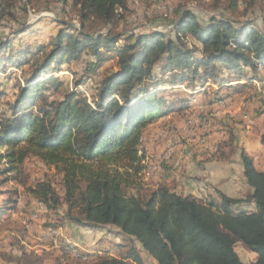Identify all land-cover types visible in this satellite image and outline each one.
Segmentation results:
<instances>
[{
	"label": "trees",
	"instance_id": "16d2710c",
	"mask_svg": "<svg viewBox=\"0 0 264 264\" xmlns=\"http://www.w3.org/2000/svg\"><path fill=\"white\" fill-rule=\"evenodd\" d=\"M61 1H71L80 27L59 31L48 50L46 45L35 53L21 50L40 58L31 60L29 77L9 103L10 113L0 118V164L4 165L0 173L17 172L28 156L37 157L61 173L64 193L60 196L43 179L27 188L31 197L48 210L64 203V216L74 224L113 225L129 241L121 257L74 264H143L139 248L157 264H264V171L257 170L244 151L239 155L251 189L244 198L220 193V202H203L164 184L146 195L129 191L142 171L141 129L166 103L153 93L161 84L154 83L155 67L164 63L159 68L166 77L163 82L173 85L211 80L222 86L229 82L227 74L241 80L243 68H264V30L225 16L201 23L192 11L182 10L173 36L160 31H101L117 23L128 9L127 0ZM237 1L230 0L228 7L235 9ZM15 2L0 0V17ZM87 23L101 27L86 28ZM3 47L9 44L0 41V52ZM83 53L93 58L89 71L99 68L106 54L113 53L116 59V68L99 81L95 98L88 101L70 91L61 100L47 101L45 84L55 89L61 84L58 78L46 77L51 64L76 61ZM14 64L21 66L23 61L19 58ZM247 83H236L235 88ZM39 100L43 105L36 109ZM260 142L264 147V126ZM250 203L254 210L240 209ZM237 240L256 254L254 261L240 260L234 249Z\"/></svg>",
	"mask_w": 264,
	"mask_h": 264
},
{
	"label": "rangeland",
	"instance_id": "374dc122",
	"mask_svg": "<svg viewBox=\"0 0 264 264\" xmlns=\"http://www.w3.org/2000/svg\"><path fill=\"white\" fill-rule=\"evenodd\" d=\"M250 2L252 0L248 3L238 0L237 7L232 9L228 7L230 0H221L218 4L214 0H127L128 9L117 23L100 30L111 29L123 34L160 31L173 36V26L182 10L192 11L201 23L213 16H225L237 22H250L264 30V0ZM86 25V28L101 27L97 23ZM73 27H80V19L71 1L16 0L12 8H6V14L0 17V41L9 44L0 52V118L10 113L9 103L15 99L19 85L29 77L31 60L40 58V54L33 58L21 52L35 53L41 45H46L48 50L59 31L71 32ZM106 55V61L93 71L88 69V63L93 60L89 53H83L76 61L52 63L46 77L58 78L61 84L56 89L45 84L48 87L43 93L47 101L61 100L70 91L88 101L93 100L101 78L117 66L113 53ZM11 56L12 61L5 62ZM19 58L23 65L16 66L14 61ZM163 64L155 67L157 80L154 83L161 84L153 93L166 103L159 106L158 115L150 118L141 129L142 171L129 191L138 190L146 195L164 184L181 195L195 193L203 202H220L219 194L223 192L219 187L223 185L227 192L238 195L223 194L244 198L250 191L246 190L245 179L243 182L239 177V152L244 151V138H257L260 132L264 118V68L256 71L243 68L241 80L237 75L227 74L225 78L229 82L222 86L211 80L203 84L196 81L173 85L163 82L166 77L159 72ZM245 82H248L245 87L235 88L236 83ZM42 105L43 101L39 100L34 107ZM207 141L216 145L215 154H210L211 160L203 150L198 151V147H202L198 145ZM255 152L256 162L263 164L264 151L260 148ZM207 160L210 161L209 169L204 164ZM3 166L0 164V169ZM225 169L235 175L233 183L224 175L221 181L211 177V171L219 173ZM43 179L50 181L63 197L61 173L35 156H28L17 172L0 173V264H74L124 254L129 241L113 225L85 226L93 230L92 233L108 235L110 240L106 246L84 247L67 236L66 225L75 224L64 216L66 205L62 203L58 209L48 210L27 192L28 187ZM211 195L216 198L212 199ZM248 207L249 204L240 209L252 211ZM60 228H63L61 232ZM68 245L74 247L70 252ZM234 249L241 261L255 260V254L240 241L235 242ZM79 251L86 258L78 260ZM139 254L143 264H157L141 248Z\"/></svg>",
	"mask_w": 264,
	"mask_h": 264
},
{
	"label": "crops",
	"instance_id": "0c3cea01",
	"mask_svg": "<svg viewBox=\"0 0 264 264\" xmlns=\"http://www.w3.org/2000/svg\"><path fill=\"white\" fill-rule=\"evenodd\" d=\"M262 125L264 126V118L261 121L260 128H259L260 132L258 133L259 135H257V138L250 139V136L244 138V145H245L244 152L253 159V165L259 171H264V163L263 164H259V163L256 162L255 159L257 157V153L255 152V150H259L261 148V150L264 151V147H263V145L260 142V135H261L262 130H263ZM184 135L185 134L182 133V136H184ZM209 141H210V139H209ZM209 141L205 142L204 144H199L198 145V146H202V147H198V146L197 147L199 148L198 151L203 150L204 153L207 154V156L209 157V160H211V159H213L212 155L215 154L214 151H215L216 145L214 143H209ZM210 154H212V155H210ZM209 160H207L204 163L205 166H206L205 167L206 169H209V167H210L209 166V164H210ZM240 161H241V159H239V162ZM239 167H240V169H239V177H240V180L244 182L243 167H242V163L241 162L239 163ZM205 171H207V170H204V172ZM216 171L217 170L211 171V177L212 178L215 177L214 180H220L221 181L223 179L222 176L224 175L225 179H227L228 182H232V183L234 182L235 175L233 174V172H231V170L225 169L224 172L220 171L219 173H217ZM222 186L219 187V191L220 192L226 193V194H228L230 196L238 195V194H235V193L233 194L232 192H227L226 189L222 188ZM245 186H246V190L247 191L251 190L248 185H245ZM189 194H192V195L196 196L195 193H189ZM210 197L212 199L216 198L215 195H211ZM249 207H250L251 210L255 209V205L253 203H250ZM61 230H63V228H60V232H61ZM64 231L67 234V236L72 237V239L75 240L78 244H80V245H82L84 247H89V248L95 247V246L99 247V246H101L103 244H104V246H106L107 243L110 240V237L108 235L104 236L100 232L92 233L93 230L87 229L85 226H81V225H77V224H75V225H73V224L71 225L70 224V226L66 225V229H64ZM255 256H256V254H255ZM255 259H256V257H255Z\"/></svg>",
	"mask_w": 264,
	"mask_h": 264
},
{
	"label": "bare ground",
	"instance_id": "6f19581e",
	"mask_svg": "<svg viewBox=\"0 0 264 264\" xmlns=\"http://www.w3.org/2000/svg\"><path fill=\"white\" fill-rule=\"evenodd\" d=\"M68 247H73V246H71V245H68ZM68 250V249H67ZM71 250H69V252H70ZM80 252V254H81V257H78V260H82V259H84V258H86V256H84L83 255V253L81 252V251H79ZM65 253H67V252H65Z\"/></svg>",
	"mask_w": 264,
	"mask_h": 264
},
{
	"label": "built area",
	"instance_id": "2783aa9c",
	"mask_svg": "<svg viewBox=\"0 0 264 264\" xmlns=\"http://www.w3.org/2000/svg\"><path fill=\"white\" fill-rule=\"evenodd\" d=\"M73 248H74V247H68V246H67V249H68V250H73ZM84 256H85V255H84Z\"/></svg>",
	"mask_w": 264,
	"mask_h": 264
}]
</instances>
